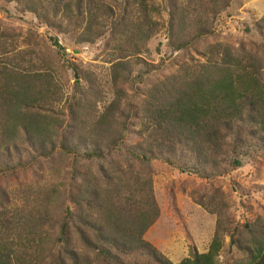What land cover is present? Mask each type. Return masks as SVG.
<instances>
[{
  "label": "rangeland",
  "instance_id": "rangeland-1",
  "mask_svg": "<svg viewBox=\"0 0 264 264\" xmlns=\"http://www.w3.org/2000/svg\"><path fill=\"white\" fill-rule=\"evenodd\" d=\"M91 1L81 12L70 13L65 7H36L28 0H0V66L51 74L61 91L53 109L57 150L61 142L74 140L80 152H101V159H79L73 177L71 157L54 153L42 158L35 141L24 136L16 139L15 148L3 150L0 167L14 170L0 175V242L20 254L24 246L38 264L70 263L67 256L58 259L56 243L68 209L69 250L83 264H99L97 254L80 240V234L92 237L81 218L102 223L98 203L77 202L83 185L92 181L106 187L107 174L112 182L132 188L134 182H147L148 174L159 216L143 240L170 262L180 261L188 257L189 244L198 254L206 253L220 218L224 233L219 260L246 263L249 254L244 250L255 249L264 237L263 138H252L248 126L234 125L215 166L203 165L187 151L165 153L148 166L131 154L141 152L146 142L140 129L155 84L184 65L203 61L217 45L235 55L264 59V33L258 29L264 0H146L156 24L148 40L138 36V0ZM100 5L104 9L97 14ZM112 102H117L111 117L115 124L98 131L93 123ZM233 160L240 162L238 168ZM138 262L147 264L145 258Z\"/></svg>",
  "mask_w": 264,
  "mask_h": 264
},
{
  "label": "trees",
  "instance_id": "trees-1",
  "mask_svg": "<svg viewBox=\"0 0 264 264\" xmlns=\"http://www.w3.org/2000/svg\"><path fill=\"white\" fill-rule=\"evenodd\" d=\"M28 2L36 7L52 5L54 10L65 7L70 13L75 9L81 12L84 3H93L91 0ZM137 2L141 13V17L137 18L138 36L148 40L156 26L151 18L153 9L146 0ZM102 9V5L98 6L97 14ZM258 29L264 33V18ZM54 44L57 46L56 41ZM202 60L194 65H184L178 73L155 84L148 92L140 129V137H145L146 142L139 147L141 152L131 154L133 160L147 163L148 166L153 159L163 158L165 153L187 151L203 165L215 166L227 137L234 125L239 123L249 127L252 138L264 139V59L246 54L235 55L229 48L217 45L211 47ZM60 96L61 91L51 74L25 73L1 64L0 153L15 148L16 141L24 136L29 141H35L42 158H50L54 153L71 157L73 177L77 175L79 159H101L99 149L80 152V145H76L74 140L61 142L59 150L52 143L58 125L53 109L60 101ZM72 101H76V96ZM116 110L117 102H112L93 123L95 129H112L115 121L111 117ZM48 145L50 147L47 149ZM165 162L170 161L166 159ZM232 165L238 168L240 162L233 160ZM11 170L14 169L9 165L1 166L0 175ZM191 170L201 174L193 166ZM105 180L108 181L106 187L101 189L99 185H92V181H88L77 198V202L98 203L102 209L100 225L96 221L81 218L82 226L87 233L92 234V237L80 234L82 244L97 254L99 264H139L138 258H145L147 264H173L143 240V235L159 216L150 175L147 174V182H134L132 188L124 182H112V175L106 174ZM124 192L128 194L127 197H123ZM71 216V212L66 209L56 240L61 253L58 259L64 255L71 260L66 264H83L75 252L68 248ZM220 222L219 218L206 253L198 254L196 248L189 244L188 257L179 264H229L219 260L224 233ZM232 243L234 240L230 237ZM244 252L249 254L247 262L233 264H264V237L258 241L255 249ZM123 258L133 260L125 262ZM38 260L24 246L20 254L8 244L0 242V264H38Z\"/></svg>",
  "mask_w": 264,
  "mask_h": 264
},
{
  "label": "crops",
  "instance_id": "crops-1",
  "mask_svg": "<svg viewBox=\"0 0 264 264\" xmlns=\"http://www.w3.org/2000/svg\"><path fill=\"white\" fill-rule=\"evenodd\" d=\"M181 261H182V260H180V261H174V260H171V262H172L173 264H179Z\"/></svg>",
  "mask_w": 264,
  "mask_h": 264
}]
</instances>
